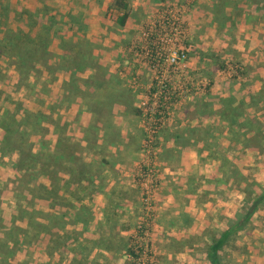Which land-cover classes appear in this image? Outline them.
Returning <instances> with one entry per match:
<instances>
[{
	"label": "rangeland",
	"instance_id": "1",
	"mask_svg": "<svg viewBox=\"0 0 264 264\" xmlns=\"http://www.w3.org/2000/svg\"><path fill=\"white\" fill-rule=\"evenodd\" d=\"M128 4L121 27L110 0H0L3 44L25 32L37 50L0 57V264H211L213 236L264 189V13ZM220 255L264 264V204Z\"/></svg>",
	"mask_w": 264,
	"mask_h": 264
},
{
	"label": "trees",
	"instance_id": "2",
	"mask_svg": "<svg viewBox=\"0 0 264 264\" xmlns=\"http://www.w3.org/2000/svg\"><path fill=\"white\" fill-rule=\"evenodd\" d=\"M246 3L248 5V8L254 9L257 12H261L264 13V0H246ZM6 7L0 5V10H2L3 12H5ZM109 11H115L116 12V17H110L111 19L114 20V22L116 24H118L121 27H124L127 24V21L129 20V17L131 15V10L128 4V0H110V5L108 7ZM43 16H42V20H41V26H42V30L44 33H46V35H48L51 31H55V34L58 33V27L61 26V22L58 20L59 16L54 14V13H50L51 11L45 9L43 11ZM227 17V16H226ZM225 17V20H226ZM227 20H229V16L227 17ZM227 25L225 22L223 24V26ZM1 27V25H0ZM20 28V26H19ZM2 31L0 30V35H1ZM6 35V34H5ZM21 35V38H20ZM19 38L20 40H17V46H15L12 42V40H8V43L3 44V38L0 36V57H2V55L6 52L8 55L13 56L14 54H19L20 58L22 60H24L25 58L27 59L28 56H30V54H35L37 52L36 50V45L33 43V41H30V39H28V35L24 32V33H20L19 32ZM65 47V46H64ZM65 48H63L62 50H64ZM225 66L224 65H220L218 66V70H224ZM239 74L244 75L243 70H239L238 71ZM236 79V77H234V80ZM250 100L252 102H250L251 106H255V104L253 103L254 101H256V98L252 95H250ZM233 99H227V101H232ZM261 101V100H260ZM228 103V102H227ZM237 110V109H236ZM239 112V109H238ZM238 120V121H236ZM6 119H2V121H0V123L5 122ZM240 121H243V123L238 124ZM253 119L246 117V116H241V117H236V118H230V127L233 129V127L237 124L238 128H241L240 126H244L247 125L248 122H252ZM238 122V123H237ZM11 123H14V121H12ZM249 124V123H248ZM4 131L5 130L4 128ZM30 158H34L35 157H30ZM48 160H52V157H47ZM77 162V160H76ZM24 161L21 160L20 163V168L23 169ZM220 172L222 174V178L220 179V182H224V183H228L229 180L231 178H233L232 170L231 169H227L225 166L224 167H220ZM82 176V175H80ZM243 180V179H242ZM245 181V178H244ZM43 190L47 191V188L45 187ZM255 194V193H254ZM29 195H35L34 193H32V191L29 190ZM252 195V194H251ZM35 199H39L38 197H34ZM41 199V198H40ZM251 205L246 209L245 213L243 214H237L235 219L229 220V223L227 225V229L219 234H215V236H213V238L211 239L210 244L206 247V254L208 257V260L211 264H222V257L220 255L221 251L224 250V248L226 246H228L233 237H235V235L243 230V228L245 227L246 224L249 223L251 217L254 215V213L257 212V210L262 207V205L264 204V189L262 188L259 193H256V195L253 197V199H251ZM38 204H46L43 203V201L41 202H37ZM34 203V204H37ZM31 214V213H29ZM32 214H34V212L32 211ZM181 218H183L182 220V225H180V228H187L190 225V218L189 216L185 215L184 213H182Z\"/></svg>",
	"mask_w": 264,
	"mask_h": 264
},
{
	"label": "crops",
	"instance_id": "3",
	"mask_svg": "<svg viewBox=\"0 0 264 264\" xmlns=\"http://www.w3.org/2000/svg\"><path fill=\"white\" fill-rule=\"evenodd\" d=\"M251 10H252V9H251ZM118 165H120V164H117V166H118ZM117 166H116V167H117ZM116 167H115V168H116ZM117 168H118V167H117ZM117 168H116V169H117ZM115 186H116V183L113 182L112 185H111V187H110V190H111L112 188H114Z\"/></svg>",
	"mask_w": 264,
	"mask_h": 264
},
{
	"label": "built area",
	"instance_id": "4",
	"mask_svg": "<svg viewBox=\"0 0 264 264\" xmlns=\"http://www.w3.org/2000/svg\"><path fill=\"white\" fill-rule=\"evenodd\" d=\"M144 36L147 38V33H144ZM153 48H158V45H154L153 46ZM156 53H158V52H156ZM174 59H172V61H173ZM175 61V60H174Z\"/></svg>",
	"mask_w": 264,
	"mask_h": 264
}]
</instances>
